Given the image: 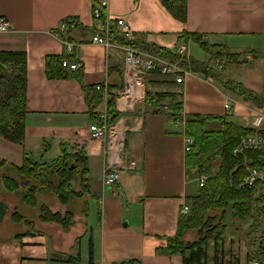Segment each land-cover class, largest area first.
I'll return each mask as SVG.
<instances>
[{
    "label": "crops",
    "instance_id": "0c3cea01",
    "mask_svg": "<svg viewBox=\"0 0 264 264\" xmlns=\"http://www.w3.org/2000/svg\"><path fill=\"white\" fill-rule=\"evenodd\" d=\"M99 1L106 3L113 21L127 23L135 40L168 51L184 45L188 59L201 64L213 67L210 52L195 38L210 50L251 53L253 58L247 55L245 65L230 66L226 75L264 105V0H185V23L159 0ZM92 9L90 0H0V18L12 26L0 34V52L25 53L27 100L24 144H11L0 136V161L19 167L25 154L32 164L50 165L67 146L85 153L88 170V192L78 199L85 206L79 214L73 212L75 224L66 232L56 224H41L43 229L11 234L0 241V264H90V243L92 264H183L181 256L157 254L175 236L181 207L190 208L188 199L199 190V174L186 166L183 129H176L165 115L145 113L144 97L130 109H118L123 108L118 94L124 87L125 48L92 42L97 33ZM63 21H68V28L58 33ZM68 45L74 47L72 54L66 53ZM62 56L74 60L70 65L79 63L80 69L68 71L63 79H49L46 58ZM221 61H216L219 69ZM184 71L181 84L174 76L149 73L144 91L180 95L184 121L189 115L221 117L255 130L252 123L261 108L209 78ZM97 85L107 88L97 90L102 98L94 121L87 103L91 92L87 95L86 90ZM108 95L115 97L119 116L111 119L103 139H92L89 126L107 110ZM218 129V122L204 125L205 131ZM110 171L119 172V179L104 187L103 178ZM229 215L230 232L223 241L209 242L201 264H251L247 250L240 252L238 244L234 248V242H243V229ZM245 224L249 227L250 221Z\"/></svg>",
    "mask_w": 264,
    "mask_h": 264
},
{
    "label": "trees",
    "instance_id": "16d2710c",
    "mask_svg": "<svg viewBox=\"0 0 264 264\" xmlns=\"http://www.w3.org/2000/svg\"><path fill=\"white\" fill-rule=\"evenodd\" d=\"M90 1L93 6H97L96 0ZM159 1L176 20L185 23V0ZM183 36L190 39L193 35ZM109 42L123 48L142 50L170 62L179 60L182 69L209 78L244 101L251 102L261 109L264 108L261 100L253 92L234 83L226 75V70L230 66L240 67L246 64L248 55L246 51L241 54H230L225 50H210L195 38V42L203 50L210 52L211 63L213 62L215 66L213 68L192 59L180 58L166 49L141 41L127 42L115 32L110 35ZM250 56L253 58L251 53ZM63 60L67 64L74 61L64 56L46 58V74L49 79L67 77V69L61 66ZM217 60L224 61L220 69ZM89 92H91V98L90 100L87 98V103L90 115L95 121L96 113L101 108L102 95L94 88L86 90L87 95ZM106 101L108 114L114 121L119 116L115 109V97L108 95ZM26 102L25 53L0 52V136L11 144L20 146L24 144ZM144 109L147 114L165 115L172 122L183 119L182 99L177 94L146 91ZM184 118L183 134L193 140V145L185 155L187 169H194L199 175L207 174L209 177L203 187L198 190L197 195L188 199L189 213L179 217L175 236L167 239L166 247L157 250V254L181 256L183 264L203 263L209 242L223 241L230 232L231 227L225 222L227 212L230 211L229 220L238 223L250 221L247 231L242 234L248 251L247 263L255 261L257 264H264V181L249 188H240L242 177L248 169L264 166V151L250 150L239 156L233 154V149L240 138L254 134L255 130L228 123L221 117L189 115ZM208 122H218L219 129L205 131L204 125ZM260 135L264 136V132ZM0 168H5L8 172L2 175L0 193L2 191L18 192L25 205L40 209L42 222L55 223L65 232L75 224L72 211L68 210L64 214L51 213L45 205L38 206L37 197L51 192L61 205H68L66 203L68 200L83 198L86 195L84 191L88 190V170L84 152L62 146L61 156L50 165L32 164L23 154L20 167L0 161ZM73 184L81 187L82 191H74ZM12 216L18 217L16 224L20 222L29 224L28 220L18 216L16 212ZM194 232L195 235H193ZM23 235H17L15 239ZM89 253L90 264H92L91 243Z\"/></svg>",
    "mask_w": 264,
    "mask_h": 264
},
{
    "label": "built area",
    "instance_id": "2783aa9c",
    "mask_svg": "<svg viewBox=\"0 0 264 264\" xmlns=\"http://www.w3.org/2000/svg\"><path fill=\"white\" fill-rule=\"evenodd\" d=\"M92 16L95 24L97 25V33L92 37V42L94 44L103 46L105 48L109 47V37L111 33L115 32L117 35L127 42L135 41L136 37L131 31L127 23L122 19L112 20L111 17L106 13V3L97 2V6H93ZM68 28V21H63L57 31L63 32ZM12 30V26L9 21L0 18V34H6ZM73 46L68 45L66 48L67 54L73 53ZM171 54L178 55L180 58L188 59L187 48L184 45L177 47L176 49L170 51ZM250 59L249 56H247ZM179 60L175 62H170L163 58H160L154 54L147 53L142 50H135L132 48H125V60H124V70H123V90L118 94V103L123 105V108H118L120 111L130 109L133 103L137 99H142L144 97L145 75L157 72L161 76H174L175 82L181 84L183 82V77L186 74L185 71L180 67ZM223 62V61H221ZM61 66L69 72L77 71L80 69L81 65L79 63H74L69 65L66 61L61 62ZM213 64V68H214ZM222 65L220 66V68ZM96 90L103 89L106 91V85H97ZM128 106V108H126ZM227 109L228 106H225ZM102 113L97 116V123H91L89 126V133L92 139H103L106 133L110 130L112 125L111 117L108 111L104 109ZM264 125V108L262 113L259 114L252 123L255 128L254 134H249L241 137L236 147L233 149V154L235 156L242 155L246 151H264V136L260 135L262 127ZM174 126L176 129H183L185 126V121H175ZM183 134V131H182ZM185 151H189L190 147L193 145V140L191 138L185 137ZM117 138V134L114 135ZM118 146V145H117ZM119 147H122V143ZM208 175H199L197 178L198 188H202L204 183L208 180ZM119 179V172L110 171L107 173L102 181L104 187H112ZM264 181V166L261 168H251L246 171L244 177H242L240 188H249L254 186L256 183ZM190 211V208L186 205L181 207V214L186 215ZM257 264V263H253Z\"/></svg>",
    "mask_w": 264,
    "mask_h": 264
},
{
    "label": "rangeland",
    "instance_id": "374dc122",
    "mask_svg": "<svg viewBox=\"0 0 264 264\" xmlns=\"http://www.w3.org/2000/svg\"><path fill=\"white\" fill-rule=\"evenodd\" d=\"M248 55H250V54H248ZM262 130H264V125L262 127ZM4 174H8V172L6 171L5 168H3V169L0 168V188L2 185L1 178H2V175H4ZM12 175H13V172H12ZM72 188H73V190H75L77 192L82 191V188L79 187L77 184H73ZM86 192H88V191H84V194H86ZM42 195L37 197L38 206L45 205L51 213H55V211L57 210L60 214H64L67 209H71L70 211H72L76 214H79L80 211L82 209H84V206H85L84 201L82 202V201H79L78 199L68 200L66 202L68 205H61L57 201L56 197L51 192L48 194L43 193ZM0 202L5 204V206L7 207V209H5V208L3 209V207L0 206V241H3V242L7 241L8 239L11 238V234L21 233L27 229H29L30 231H32V230L36 231L35 230L36 228L37 229H43L41 224H55V223L42 222V220L40 219V216H41L40 209H38V207L32 208V207L25 205L22 202L21 196L18 192L9 193V192L2 191L0 193ZM14 212H16V214H18V216L20 215L24 219L28 220L29 224L25 225L24 223H21V222L19 224H16L18 217L12 216V214ZM228 212H230V211H228ZM74 213H73V216H74ZM216 213H218V212H216ZM2 218H3V220H2ZM230 222H232V221H230ZM236 223H238V222H236ZM228 225L231 227L230 224H228ZM237 225H239V227H241L243 229L242 230L243 233H244V231L245 232L247 231L248 227L245 224V222H242V224L238 223ZM193 235H195V232L193 233ZM243 242L242 243H240V242L235 243L234 242V248L236 247V244H238L237 250L240 249L239 251L242 253H244V251L247 250L245 243H243ZM246 252L248 255V251H246ZM253 263H256V262L255 261L251 262V264H253Z\"/></svg>",
    "mask_w": 264,
    "mask_h": 264
}]
</instances>
